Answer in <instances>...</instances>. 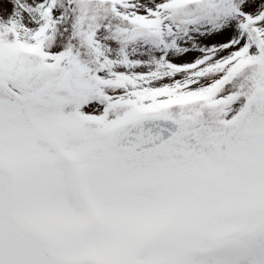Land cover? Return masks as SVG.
<instances>
[{
	"label": "snow or ice",
	"instance_id": "1",
	"mask_svg": "<svg viewBox=\"0 0 264 264\" xmlns=\"http://www.w3.org/2000/svg\"><path fill=\"white\" fill-rule=\"evenodd\" d=\"M0 264H264V0H0Z\"/></svg>",
	"mask_w": 264,
	"mask_h": 264
}]
</instances>
